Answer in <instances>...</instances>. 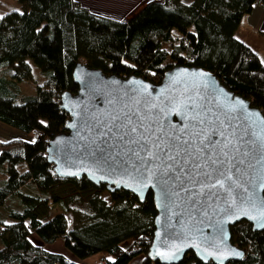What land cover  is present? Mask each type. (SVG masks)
<instances>
[{"label": "trees", "instance_id": "obj_1", "mask_svg": "<svg viewBox=\"0 0 264 264\" xmlns=\"http://www.w3.org/2000/svg\"><path fill=\"white\" fill-rule=\"evenodd\" d=\"M17 2L20 11L0 16V122L35 137L0 142V264H82L93 255H101L99 264L136 257L160 264L147 256L155 218L150 192L139 203L124 190L108 192L85 177L53 173L45 143L65 131L60 96L76 92L71 74L77 63L152 83L170 67L185 65L211 72L264 115V63L235 36L264 0H153L124 20L90 12L76 0ZM259 33L264 37V30ZM28 60L43 76L29 95L21 92L22 84L34 82ZM10 200L21 209L2 212ZM49 209L54 216L43 220ZM229 231L244 258L225 264H264V229L252 231L241 221ZM58 239L76 262L48 250ZM179 264L203 263L190 251Z\"/></svg>", "mask_w": 264, "mask_h": 264}, {"label": "water", "instance_id": "obj_2", "mask_svg": "<svg viewBox=\"0 0 264 264\" xmlns=\"http://www.w3.org/2000/svg\"><path fill=\"white\" fill-rule=\"evenodd\" d=\"M59 108L64 133L45 143L59 178L124 190L155 215L147 256L179 264L243 260L230 227L264 229V115L206 70L172 66L159 83L77 63Z\"/></svg>", "mask_w": 264, "mask_h": 264}, {"label": "rangeland", "instance_id": "obj_3", "mask_svg": "<svg viewBox=\"0 0 264 264\" xmlns=\"http://www.w3.org/2000/svg\"><path fill=\"white\" fill-rule=\"evenodd\" d=\"M81 3L84 7H86L90 12H94L100 16H105L111 19L124 20L130 16H132L137 9L146 4L147 1L150 0H76ZM153 1V0H151ZM150 1V2H151ZM189 1V0H184ZM148 3V2H147ZM12 11H20V5H18L17 0H0V16L4 15L6 12ZM264 23V9L261 6H258L256 3L254 4L253 10L250 15H245V17L241 20L240 24L237 26L238 28L235 31V36L239 38L242 42L249 45L251 49H253L258 55L259 59L264 63V37L258 33L259 26ZM264 26V24H263ZM255 28V30H254ZM253 30V31H252ZM164 48H167V44L163 45ZM34 82H29L28 84L21 85V92L29 95L34 94L35 85L40 84L43 81V76L40 71L34 67L32 62L28 60ZM165 65H169V62H165ZM35 135L33 131L30 133H25L22 131H18L17 129L6 126L0 122V142L9 141V140H24L27 142H31L34 140ZM5 175L0 173V179H4ZM104 198H106V194H103ZM14 207L15 209H21V204L17 202H13L10 200L6 201V204L2 207V212H6L9 209ZM48 215L45 219L54 216L55 211L52 209L48 210ZM66 220L71 222L70 213L66 214ZM129 242H125L123 247ZM48 250L54 253H61L67 257V260H72L74 262L77 259L68 254L64 248V243L62 240L58 239V241L52 243L48 246ZM101 255H93L90 258L82 259L80 262L82 264H99L101 261ZM128 264H141L140 257H136Z\"/></svg>", "mask_w": 264, "mask_h": 264}, {"label": "crops", "instance_id": "obj_4", "mask_svg": "<svg viewBox=\"0 0 264 264\" xmlns=\"http://www.w3.org/2000/svg\"><path fill=\"white\" fill-rule=\"evenodd\" d=\"M150 1H151V0H150ZM150 1H147V2H150ZM147 2H146V3H147ZM256 4H257L258 6H261L260 4H258V2H256ZM140 7H141V6H140ZM261 7H262V6H261ZM262 8H263V7H262ZM263 9H264V8H263ZM249 15H250V14H249ZM263 24H264V23H262V25L259 26L260 28H258V33H259V31L264 30V26H263ZM254 30H255V28H254ZM252 31H253V30H252ZM33 242L36 243V242H38V240H37V239H34Z\"/></svg>", "mask_w": 264, "mask_h": 264}]
</instances>
